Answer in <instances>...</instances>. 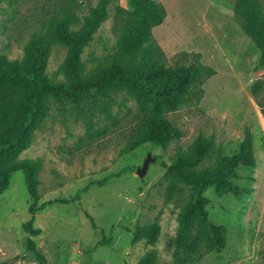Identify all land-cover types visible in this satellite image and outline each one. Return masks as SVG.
Wrapping results in <instances>:
<instances>
[{"label":"rangeland","instance_id":"1","mask_svg":"<svg viewBox=\"0 0 264 264\" xmlns=\"http://www.w3.org/2000/svg\"><path fill=\"white\" fill-rule=\"evenodd\" d=\"M2 0L0 2V54L21 60L31 37L43 33L64 12H73L81 23L88 4L96 0ZM166 8L162 24L152 34L163 50L167 65L198 60L216 74L201 87L197 99L157 116L181 131L165 145L140 141L142 115L134 97L124 88L92 90L76 103L48 96L43 115L32 132L30 145L13 162L38 164L36 205L54 202L35 213L33 226L41 233L32 237L44 264H139L155 252L156 264H264V66L261 52L236 21V0H156ZM264 4V0H258ZM116 5L131 10L130 0H116L108 18L98 27L81 54L82 77L93 76L109 64L117 51L116 27L121 15ZM79 24L71 25L77 29ZM67 47L55 42L50 49L45 74L54 84H68L64 71ZM180 52L199 57L177 56ZM261 88L255 96L251 87ZM251 138L252 166H240L230 180L240 194L219 193L212 185L204 192L205 216L224 229L220 252L205 249L201 256L187 246L177 248L179 214L195 195L182 181L166 175L167 165L180 154L190 153L199 141L210 144L207 157L196 170L215 168L220 155H232ZM150 154L144 176L136 169ZM103 185L91 184L105 177ZM85 188V189H84ZM84 189V190H83ZM82 190V191H81ZM29 194L21 170L15 171L0 194V264H38L28 250ZM94 219L96 228L88 216ZM151 223L158 225L154 243L146 237L134 239V231ZM207 229L194 222L189 234ZM188 240L186 245H188Z\"/></svg>","mask_w":264,"mask_h":264},{"label":"trees","instance_id":"2","mask_svg":"<svg viewBox=\"0 0 264 264\" xmlns=\"http://www.w3.org/2000/svg\"><path fill=\"white\" fill-rule=\"evenodd\" d=\"M115 2L116 0H96L94 6L88 4L89 13L81 23L73 12H64L45 32L31 37L24 47L21 60H8L0 54V194L8 187L12 174L21 170L30 199V218L23 224L24 230L29 233L26 246L34 253L38 264L46 263V259L37 250L32 238L41 233L40 228L33 226L35 213L48 204L77 201L80 197V191H77L72 197L56 198L36 205L38 164L13 162L30 145L32 132L43 115L45 99L53 96L76 103L84 100L92 90L104 92L106 88H124L135 98L142 115L138 126L139 140L165 145L170 139L179 137L181 131L167 119L157 115L184 106L188 102V96L198 99L203 92L201 84L216 74L212 66L196 59L167 65L165 54L152 34V29L163 23L166 8L156 0H130L131 10L116 5L121 15L115 30L117 51L109 55L106 67L84 79L81 61L83 49L108 18V8ZM69 3L73 5L75 0H70ZM234 13L243 32L260 50L259 64L264 66V4L258 0H236ZM73 24H79L78 28H71ZM55 42L63 44L68 50L64 63L68 84H54L44 72L50 49ZM177 56L197 58L200 54L180 52ZM261 84L259 80L252 84L253 95L258 94ZM262 113L264 116V110ZM251 147L249 136L241 143L237 153L220 155L218 166L209 169H195L210 152V144L202 141L196 144L192 152L178 155L170 165L161 161L166 167V175L182 181L195 195L194 201L185 205L179 214L177 248L187 246L198 256L213 246L216 252L223 249L224 229L206 219V197L203 192L214 185L219 193L231 192L238 196L240 188L230 179L236 177L240 166L254 164ZM109 178L107 176L103 180L92 181L91 184L103 185ZM84 213L96 228L93 217L85 210ZM196 221L208 223L215 237L213 243L207 237L205 228L197 229L192 236L189 234ZM157 231L156 223L138 227L134 231V239L146 237L150 243H154ZM188 240L190 241L186 245ZM199 246L205 249H198ZM139 264H156L155 252H148Z\"/></svg>","mask_w":264,"mask_h":264},{"label":"water","instance_id":"3","mask_svg":"<svg viewBox=\"0 0 264 264\" xmlns=\"http://www.w3.org/2000/svg\"><path fill=\"white\" fill-rule=\"evenodd\" d=\"M152 160H154V158H153L150 154H148V155L146 156V158L143 160L142 166H141V167H138V168L136 169V172H137V174H138L140 177H142V176L145 175V173H146V171H147V168H148V164H149V162L152 161ZM106 264H109V263H106Z\"/></svg>","mask_w":264,"mask_h":264}]
</instances>
